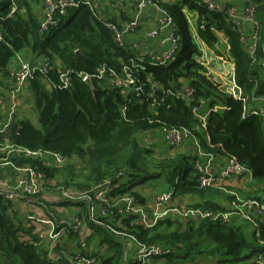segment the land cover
Instances as JSON below:
<instances>
[{
    "label": "trees",
    "instance_id": "1",
    "mask_svg": "<svg viewBox=\"0 0 264 264\" xmlns=\"http://www.w3.org/2000/svg\"><path fill=\"white\" fill-rule=\"evenodd\" d=\"M250 1L256 4L259 25L255 57L250 55L242 42L241 32L227 13L210 12L193 0L173 6L160 3L174 18L178 48L173 60L164 66L153 64L149 57L143 62L136 61L137 68L132 73L141 90L125 89L126 94L109 75L104 79L95 76L101 65L123 74V67H132V61L138 56L135 57L126 45L119 46L113 32L88 7L69 10L57 27L41 32L38 18L30 12L21 14L22 7L31 11L28 0H17L18 9L14 12L11 1L0 2L2 81L11 72L17 54L22 53L31 64L46 60L51 67L47 76H36L29 84L39 126L30 119L16 118L6 137L33 151L50 150L78 159L80 167L51 169L39 166L49 177H61L63 180L59 179L66 187L73 185V178H83L82 183H74L80 190L112 179V184L118 186L116 196L132 193L139 199L141 196L135 192V187L164 177L171 189H175V197L208 194L211 189L200 190L197 186L196 153L191 157L183 153L162 158L156 166L161 170L158 172L151 171L145 160L154 151L145 149L142 135L155 132L162 125L187 128L201 138L202 147L208 153L229 155L250 170L254 179L264 183L262 119L257 114L246 116L242 102L220 90V84L206 76L207 71L198 61L203 53L192 39L187 18L182 13L186 5L198 11L200 39L222 60L233 61L236 83L250 100L253 96L264 97V68L261 66V60H264V0ZM213 30L227 33L228 54L220 49V41ZM78 51L80 55H77ZM62 69L72 72L69 89L59 88ZM86 74L91 76L92 85L83 81L82 75ZM156 83L158 86L154 87ZM184 85L197 91V100L207 103L208 119L204 126L207 140L196 129L199 120L191 107L176 95ZM219 106H223V110ZM3 140L0 136V142ZM76 169L81 170L79 176L71 174L76 173ZM8 171L11 172V168L8 167ZM120 173L124 175L117 178ZM249 196L263 201L257 194ZM218 198L217 204L192 205L226 210L220 204L230 197L220 194ZM72 204L59 203L60 207H71ZM78 208H81L80 213L87 214L86 202L78 203ZM18 214L16 204L0 196V264H53L47 259L42 240L33 235V230L23 227ZM88 224L94 231L90 239H99L97 246L100 248L93 255L98 257L100 264H123L127 252L124 240L116 239L118 235L106 227ZM113 226L117 230L125 229L145 245H162L166 254L161 258L171 264H198L194 257L204 251L216 255L217 264H256V256L264 254V224L260 239L255 234L253 238H246L244 227L235 220L226 224L220 221L180 223L165 219L148 229L124 218L120 225ZM26 234L33 241L24 239ZM65 260L56 264H67Z\"/></svg>",
    "mask_w": 264,
    "mask_h": 264
},
{
    "label": "built area",
    "instance_id": "2",
    "mask_svg": "<svg viewBox=\"0 0 264 264\" xmlns=\"http://www.w3.org/2000/svg\"><path fill=\"white\" fill-rule=\"evenodd\" d=\"M11 1L12 12L18 9L17 0H0V2ZM31 4H42L43 20L40 24L41 32H47L53 27H57L69 10L77 9V7L86 6L91 12L103 22L109 30L113 32L115 41L119 46H125V39L128 35H132L140 25V18L135 19L123 26L115 25L109 22L103 16H98L99 3L94 0H28ZM199 6L205 7L210 12H225L234 22L235 26L241 32L242 42L246 45L250 55L255 57L257 42L259 40V25L256 18L255 7L250 4L244 13L238 12L235 7H229L220 4L217 0H193ZM149 7H155L162 15L159 24L154 30L149 32L148 37L153 39L160 35V32L168 31V42L171 44L169 50L161 53L140 55L136 60L132 61V67L124 66L123 74L107 70L105 65L98 68L95 77L104 79L107 75L111 77L115 85L122 87V93L126 94L125 89H132L134 92L140 91L141 87L136 84L132 70L137 68L136 61L143 62L146 57H150L153 64L167 65L173 60L175 51L179 45V38L176 35V24L174 18L158 4L157 0H137L136 8L142 13ZM245 24L252 27L253 34L249 38L244 32ZM0 35V40H1ZM14 59L16 68L12 70L5 78L10 82L8 90V98L0 97V109L6 106L7 116L3 119L0 117V136L4 138L0 142V196L16 203H32L36 198H42L45 194L48 197L56 198L60 203L71 202L72 206L78 208V203L86 202L88 212L83 216L76 213L66 214L59 218L40 217L34 212H29L27 220L32 224L41 226L43 229L38 235L41 240H45V254L47 259L53 264L59 263L67 259L68 264H100V260L95 255L66 254L65 241L70 234H81L89 236L91 232L88 223H93L98 227H106L110 232L129 238L135 246L136 254L131 264H156V260L162 259L161 256L166 254L162 245L148 246L140 243L135 236H130L125 229L117 230L114 225H120L122 219L131 220V224L144 226L152 229L157 226L160 220L165 219H183L187 222L210 221L231 224L233 220L239 218L250 223L254 227V234L257 239L262 236L264 224V202L260 199L245 200L239 194L227 191L225 182L230 178H247V182L254 184L255 179L250 170L238 163L229 155H217L208 153L203 147L193 130L180 127H167L162 125L158 130L163 134L165 143L170 148H179L182 144L190 139L195 148L196 160L194 167L197 171V186L200 190L220 188L227 196L230 197L224 205L226 210H213L204 207H195L189 204H176L174 201L175 189L167 192L159 193L155 199L149 203L146 201L145 193L137 192L139 199L134 194H121L116 196L117 185H113L112 179L101 181L97 185L89 188L77 189L68 188L62 181L55 177H49L39 166L51 169H62L71 165L77 166L80 161L76 158H69L63 154L50 150L33 151L27 147H22L12 143L6 136L13 122L16 120V112L19 104L28 101V96H32L29 92V84L36 76H47L51 69L46 60H41L37 64H31L22 54H17ZM255 60V58H254ZM261 66L264 68V60H261ZM144 70L143 67H141ZM235 77V71H234ZM72 72L68 69H62L59 78V88L69 89L72 86ZM83 81H90L91 76L82 75ZM0 81L2 78L0 77ZM154 87L158 84H153ZM221 87V85H220ZM233 91L230 93L232 97L239 100L245 108V115L250 116L257 114L261 117L264 125V97L253 96L250 100L245 97L243 89H241L236 80H233ZM177 97L185 101L191 107L192 112L198 118V129L202 123L205 126V118L202 117L204 100L196 99V90L189 85L182 86L177 90ZM224 92V91H223ZM255 103L260 106H255ZM208 112V109H207ZM199 130V129H198ZM14 160L23 161V164H16ZM11 168L12 174L5 172L6 168ZM120 173L117 178L123 176ZM258 186L254 184V193ZM142 200V201H141ZM65 207V206H64ZM80 213L81 208H78ZM43 242V241H42ZM264 244V241L262 242ZM127 245V250H128ZM58 249L60 251H58ZM256 264H264V254L256 256L254 259ZM165 262V261H164ZM178 264V263H173Z\"/></svg>",
    "mask_w": 264,
    "mask_h": 264
},
{
    "label": "crops",
    "instance_id": "3",
    "mask_svg": "<svg viewBox=\"0 0 264 264\" xmlns=\"http://www.w3.org/2000/svg\"><path fill=\"white\" fill-rule=\"evenodd\" d=\"M99 3V9L97 11L98 16H103L109 21L113 22L115 25L123 26L124 24H127L131 21H135V19L140 18V25L138 29L135 31L134 34L128 35L125 39L126 47L130 50L131 53L135 55V57L140 55H151L155 53H161L163 51L169 50L171 48V44L168 42L169 34L168 31L160 32L158 36L154 37L153 39H150L148 37V33L154 30L159 24V21L162 17L160 15L159 10L155 7H149L142 11L140 13L136 8L137 0H94ZM162 4L165 5H175L180 4L184 0H157ZM218 3L224 4L229 7H235L238 12L244 13V11L249 7L250 4H253L256 11V4H254L250 0H217ZM161 6V5H160ZM31 11H29L27 8L22 7L21 14L27 15L28 12L32 13L38 20L42 21L43 18V11L42 4H31L30 5ZM182 13L185 14L187 21H188V30L189 33H191L192 39H194V42L197 44L199 51L203 53L202 57H198V59H202L206 61V64L212 68V71L214 72L212 75V80H216L220 85L221 89L225 92L230 94L232 90H226V86H229L232 88L234 77V63L233 61H229L228 59H221L219 56L213 52V50H209L207 46L203 43V41L200 39L199 34L197 33V24L199 20V14L196 9H190L189 6H184L182 8ZM257 14V12H256ZM216 32L218 39L220 41V49L222 51H227L228 49V36L227 33L224 31H217ZM244 32H246L247 36L251 38V35L253 34L252 27L245 24L244 26ZM207 57V58H205ZM147 58V57H146ZM150 58V57H149ZM218 59L221 61L219 62ZM209 59V60H207ZM232 62V63H231ZM16 64L13 63L11 66V71L16 68ZM10 82L7 79H3V81H0V97L8 98V90H9ZM26 106V101L19 104V107L16 112V118H27L30 119L29 114L26 115L23 113L24 107ZM255 106H260L258 103H255ZM30 110L31 107L30 106ZM29 112V111H28ZM207 112L206 107H203L202 117L205 118V122L207 121V118L205 117V113ZM7 108L4 106L0 109V117L5 118L7 115ZM31 120V119H30ZM200 133H203V138L207 140V137L205 136V128L203 127L202 123L200 127L198 128ZM161 132V131H160ZM162 134V132H161ZM163 137V134H162ZM161 135L159 134V145L161 148H167L170 149V147L164 142V137L162 139ZM199 138V137H198ZM200 140V139H199ZM201 142V140H200ZM169 147H167V146ZM179 153L187 154L188 156H194L195 155V148L193 146V142L190 139H187L181 147L178 148ZM190 156V157H191ZM167 157V156H166ZM165 158V157H164ZM9 172V171H8ZM84 180L81 179L80 183H82ZM225 188L227 191L237 193L242 198H248L251 199V196H249L248 190L252 191L254 189V184L248 183L247 178H237L233 177L228 179L225 182ZM162 186L165 188V190L160 191L167 192L169 191L170 187L167 189L165 186L164 179L162 181ZM208 194H197V195H188L183 197V199L186 201V204L189 205H197V204H204V203H211V204H217L219 202L218 198L221 195H224L227 197V194L224 193V191L220 188L211 189ZM146 194V193H145ZM147 195V194H146ZM229 197V196H228ZM146 199V198H145ZM155 199V196H148L146 201L151 203ZM174 201L177 204L183 205V202L178 200V197L176 196L174 198ZM227 200H222L221 204L223 207L227 203ZM59 201L56 198L48 197L47 194H45L42 198H36L32 201L31 204L35 205L33 208L29 204L25 205H19L16 204L17 210H18V216L22 220L23 227L26 229L33 230V235L37 238H39V231L43 228L41 226H38L33 223L32 227L31 225L26 223V219L29 212H34L36 215L40 217H54L59 218L60 216H64L66 214L76 213L80 216H83L84 214L78 213L79 211L75 208L72 209V207H60ZM38 207H41L42 209H39ZM86 216V215H85ZM89 225V224H88ZM90 227V226H89ZM89 231L91 234L89 236H85L84 234H70V236L65 241V252L66 254H82V255H93V253L98 252L99 246L97 244L93 245L91 242V236L94 234V231L92 228H89ZM26 236H28L26 234ZM28 238L29 240L31 238L25 237L24 239ZM40 239V238H39ZM116 239H123L125 244L128 245V250L125 255V259L123 264H131L133 259L135 258L136 250L135 246L132 244V242L129 240V238L118 236ZM32 240V239H31ZM93 240V239H92ZM33 241V240H32ZM43 241V242H42ZM42 245H45V240H42ZM58 251H60L58 249ZM200 254V253H199ZM199 254H196L194 259L199 256ZM214 260V258H212ZM66 261V260H65ZM165 260L158 259L156 260V264H164ZM67 263V261H66ZM68 264V263H67Z\"/></svg>",
    "mask_w": 264,
    "mask_h": 264
},
{
    "label": "rangeland",
    "instance_id": "4",
    "mask_svg": "<svg viewBox=\"0 0 264 264\" xmlns=\"http://www.w3.org/2000/svg\"><path fill=\"white\" fill-rule=\"evenodd\" d=\"M224 52L228 54V51H224ZM205 58H207V57H205ZM207 60H209V59H207ZM217 60L219 62L221 61L218 58H217ZM198 61L201 62V64L203 65V67L207 71L206 76L209 78V74H213L214 73L212 71V68H210L206 64V61H204L203 58L202 59H198ZM13 63H15L14 60H13ZM212 81H216V80H214V78H213ZM226 87H228V88H226V90H230L231 89L233 91V89L231 87H229V86H226ZM220 90H222L221 87H220ZM28 99L29 100L26 101V106L24 107L23 113L26 114V115L29 114L28 117H30L31 122L35 126H39L38 114H36V111H35V109H34V107L32 105L33 101L31 99V96H28ZM29 105L32 106L31 107V110H30ZM205 105L207 106V103H205ZM219 109L220 110H223V106H219ZM205 117L208 119V112L205 113ZM206 123H207V121L204 123V125ZM159 134L162 137V134H161L160 130L157 129V131H155V132H150V133H148L145 136H143V135L141 136L142 145L145 147V149H148V150H151L152 149L154 151V153L148 154L146 156V159L145 160H147L149 162L148 163V168L151 171H156V172L161 171L159 168H156V166L162 160V158H164L166 156H169L170 157V156H176L177 154H183V153H179V149L178 148L177 149H175V148L167 149L166 147L164 149L161 148L160 145H159ZM162 139H163V137H162ZM199 139L201 140V138H199ZM80 166H81V163H79L77 165V167H80ZM5 172L7 174H12V172H10V171L8 172V168L5 169ZM71 174H73L74 176H79L81 174V170L80 169H76V173L75 172H72ZM59 178H61V177H58V179ZM69 179L71 180L72 178L69 176ZM81 179H83V178H75V179L73 178V181H72L73 182V185L70 184L69 185L70 187H68V188H71V187L76 188V187H74V186H76L74 183H76V184L77 183H80ZM163 179H164L165 186L167 187V189L170 187V189H169V191H170L171 190V186L169 185V183L166 181V179L164 177H161V178H158L156 180H152V181L143 183V184L135 187V192H139V193L140 192H143V194L146 193L147 195L144 194L145 197H146V199L148 198V196H157V195H159V193H161L160 191L165 190V188L162 186ZM254 184L258 186V188L256 187L257 190L254 193H252V191L248 190V193L250 195L257 194L258 196H260L261 198H263V201H264V183H262L259 180L255 179ZM244 199L245 200H249L248 198H244ZM178 200L182 201L183 204H186L185 203L186 201L183 199V197L178 196ZM25 204H29L31 206V208H33L35 206V205L30 204L28 202L27 203L25 202V203H22V204H19V205H25ZM71 207H72V209L75 208L76 210H78V208L75 207V206H71ZM35 208H36V206H35ZM38 208L39 209H42L41 207H38ZM173 220H175L177 222H180V223H187V221H185L183 219H179V220L173 219ZM235 222L236 223H239L240 226L244 227V234H245L246 238H249L250 239V238H253L254 237V227L250 223H248V222L247 223H244L245 221H243V220H241L239 218H236L235 219ZM26 223L29 224V225H31L32 227H34L33 224L29 220H27V219H26ZM241 224H244V226L241 225ZM87 227H89V225H87ZM25 237H28V236H25ZM91 242H92L93 245H95V244L98 245L99 244V239L98 238H95V239L91 240ZM209 252L208 251H204L203 253H200L199 256L195 258L196 263H198V264H217L218 263L217 260H215V259L212 260V258H215L216 255H215V257L214 256H211ZM164 264H171V263L166 262Z\"/></svg>",
    "mask_w": 264,
    "mask_h": 264
},
{
    "label": "water",
    "instance_id": "5",
    "mask_svg": "<svg viewBox=\"0 0 264 264\" xmlns=\"http://www.w3.org/2000/svg\"><path fill=\"white\" fill-rule=\"evenodd\" d=\"M77 55H80V52H79V51L77 52ZM209 77L212 79V75H209ZM88 84H89V85H92V84H91V81H88Z\"/></svg>",
    "mask_w": 264,
    "mask_h": 264
}]
</instances>
